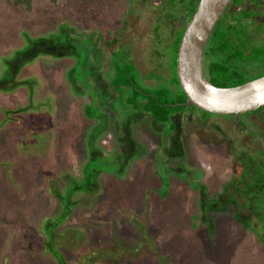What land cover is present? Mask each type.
<instances>
[{
	"label": "rangeland",
	"instance_id": "rangeland-1",
	"mask_svg": "<svg viewBox=\"0 0 264 264\" xmlns=\"http://www.w3.org/2000/svg\"><path fill=\"white\" fill-rule=\"evenodd\" d=\"M181 1L0 0V78L18 50L45 56L21 65V86L0 92V264H57L36 240H45L44 227L87 165L116 169L120 155L122 166L99 172L95 190L70 197L69 217L56 231L79 245L66 252L68 263L106 249L119 264H264V206L239 189L263 149L257 125L186 110L168 137V128L143 114L119 122L107 77L110 32L116 47L129 46L143 77H168L171 45L186 19ZM67 32L83 44L84 60L78 49L66 53ZM241 214L247 228L237 223ZM141 243L138 257L120 246Z\"/></svg>",
	"mask_w": 264,
	"mask_h": 264
},
{
	"label": "trees",
	"instance_id": "trees-1",
	"mask_svg": "<svg viewBox=\"0 0 264 264\" xmlns=\"http://www.w3.org/2000/svg\"><path fill=\"white\" fill-rule=\"evenodd\" d=\"M199 1L200 0L181 1L182 6L185 8L184 15L186 16V19L185 22L182 23V31L177 34L176 40L173 41L171 45L172 55L170 57L168 56V77L162 76L161 73H150L148 76L143 77L140 69L137 67L131 56L129 46L120 45L116 47L119 37L117 36V32H110L112 39L107 44L109 48L112 49V57L108 66L107 77L114 93L117 95L118 109H120L118 112L120 111L119 113H121V117L119 116V122H123L124 120L125 123L132 117L143 114L144 116L151 118L156 124L168 128L169 137L177 130L175 116L186 110L201 112L205 116H212V114L203 112L193 105L186 104L187 96L180 86L177 75L179 45L186 26L195 13ZM244 3V0L233 1L224 16L216 25L206 47L204 58L205 75L213 85L218 87H236L264 76V41L256 40L254 38V36H256L254 33L257 32L258 29L250 30V27L254 24L251 18L252 16L257 15L259 11L252 12ZM258 26H262V24H259ZM48 44L49 46H52V44L54 45V43L51 42ZM63 44L66 45V53L72 54L74 53V49V51H77L78 49L77 53L79 54L80 59H82L80 55L83 50V44L77 39V36L67 32ZM67 45L70 47H67ZM43 50L46 49L44 48ZM11 56L10 59L6 58L8 59V62L4 63L3 66L5 76L2 79L0 78V92L12 91V89L16 87L14 83L21 86V81H17L18 77L16 76L19 75L22 70L24 66H21L22 64H30L39 56L45 57L41 52L37 55L27 56L23 53V50H18V52L16 51ZM84 59L85 58L82 60ZM77 78L82 81L85 79L81 74H77ZM147 79H154L155 83L150 85L146 82ZM262 112H264V107L257 111L247 113L245 117H248L249 119L250 116L258 115ZM230 117L231 116H224V118ZM241 118L243 119V116H241ZM206 120L207 118L205 120L200 119L201 123ZM98 130L100 132V129H97V131ZM170 149L171 148L168 150ZM89 150H94L92 149V145ZM121 156L122 155H120L119 160H117L122 166L121 160L123 157ZM255 159L256 160L254 161L251 159L254 162L252 163L254 166L248 169L250 172L248 174L245 173V175L239 179L241 184L239 189H241L243 194L250 197L252 201L257 200L264 206L260 196L261 192H263L260 188L262 185L260 186V182H258L259 180L264 181V142L263 149L255 151ZM102 164L105 169L95 168V166H91V164L89 166L87 165L86 177L84 180L80 183L72 184L70 189L67 190L68 197L63 198L64 208L61 214L53 218V221H50V223L44 227L45 240L42 242L36 240L35 245L39 248L44 246V249L52 255L57 264H70L67 262L65 254L66 252H70L69 250H76L79 246L75 243L74 239H71V241L67 237L59 239L56 235L59 226L69 217L71 210V195L76 191L90 193L92 190H95L92 186L94 185L96 176L99 172H113L121 167L118 166L116 169H110L105 167V162ZM167 181L168 180L165 178V187H167ZM165 189L168 190V188ZM166 190L164 192H166ZM213 202H218V199H214ZM243 206L244 208L248 207V209L251 210L248 204H244ZM239 210L241 213L242 209ZM201 214L203 215V213ZM242 216L244 215L241 214L240 217H238L237 223L243 228H247L249 225L247 224V221H249V219L245 218V216V219H243ZM117 238L119 237H116V239ZM81 240L82 242L80 245L84 246V239ZM144 245L145 243H141L135 249L127 250H125L126 248L122 245L120 246L123 248V252L129 251L138 257L144 250ZM146 245H148V248L155 254L157 253L153 246H150L148 243ZM122 251L117 252V254ZM98 258L100 259L98 261L99 264L120 263V258L117 255L111 254V252L106 249L98 250L96 255L94 251H89L88 256H83L80 259V262L81 264H95Z\"/></svg>",
	"mask_w": 264,
	"mask_h": 264
},
{
	"label": "water",
	"instance_id": "water-1",
	"mask_svg": "<svg viewBox=\"0 0 264 264\" xmlns=\"http://www.w3.org/2000/svg\"><path fill=\"white\" fill-rule=\"evenodd\" d=\"M234 0H200L179 45L177 75L187 105L217 116H245L264 107V76L236 87H218L205 75L213 31Z\"/></svg>",
	"mask_w": 264,
	"mask_h": 264
},
{
	"label": "flooded vegetation",
	"instance_id": "flooded-vegetation-1",
	"mask_svg": "<svg viewBox=\"0 0 264 264\" xmlns=\"http://www.w3.org/2000/svg\"><path fill=\"white\" fill-rule=\"evenodd\" d=\"M244 2H245L244 4L247 6V8H250V10L252 12L259 11L257 15H254L251 18V20H253V22H254L253 26H256V29H258V31L255 32L254 34L256 35V33H258V32H261L264 34V0H244ZM180 18L182 19V17H180ZM184 18H186V16ZM259 24H263V25L258 26ZM253 26L250 27L251 31H252V29H254ZM254 38L256 40L258 39L256 36H254ZM260 41H264V37L261 38ZM258 115L250 116L249 120L260 128V132L264 137V123H263L264 117H260V115L259 116ZM221 117H224V116H221ZM230 118H238L243 123V119L241 118V116L234 115V116H231ZM243 118H246V117L243 116ZM247 131H248V128H247ZM250 134H251V132H250ZM261 141L264 142L263 139Z\"/></svg>",
	"mask_w": 264,
	"mask_h": 264
}]
</instances>
